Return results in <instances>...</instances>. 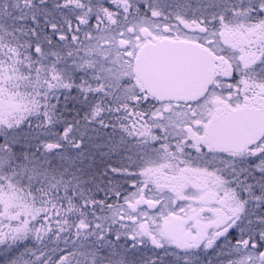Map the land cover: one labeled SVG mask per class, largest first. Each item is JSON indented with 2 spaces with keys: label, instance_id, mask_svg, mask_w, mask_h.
Here are the masks:
<instances>
[{
  "label": "snow or ice",
  "instance_id": "6c2138e0",
  "mask_svg": "<svg viewBox=\"0 0 264 264\" xmlns=\"http://www.w3.org/2000/svg\"><path fill=\"white\" fill-rule=\"evenodd\" d=\"M0 264H264V0H0Z\"/></svg>",
  "mask_w": 264,
  "mask_h": 264
}]
</instances>
